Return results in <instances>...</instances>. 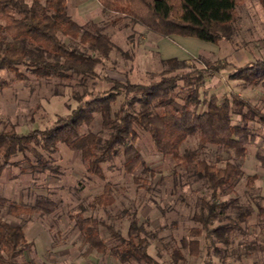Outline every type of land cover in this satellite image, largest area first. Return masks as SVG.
Wrapping results in <instances>:
<instances>
[{"label":"trees","instance_id":"obj_1","mask_svg":"<svg viewBox=\"0 0 264 264\" xmlns=\"http://www.w3.org/2000/svg\"><path fill=\"white\" fill-rule=\"evenodd\" d=\"M96 1L101 21L80 25L69 15L66 0H0V71L14 73L20 80L30 76L58 83L62 88L85 89L82 95L72 94L74 108L44 129L26 133L0 130V175L6 168L18 167L20 161L39 173H55L50 160L59 145L78 153L87 172L100 179H104L103 165L117 157H122L126 173L133 174L139 168L148 173L136 148L140 133H146L161 154L170 156L177 166L191 167L208 193L190 218L194 226L173 251L175 261L184 262L186 256L197 258L201 237L221 256L219 245H229L237 226V220L223 222L232 204L227 197L235 193L242 175L236 162L244 158L246 146L254 138L248 123L264 125V114L237 96L231 100L215 95L203 98L201 89L206 80L226 69L221 62L192 72L169 76L162 73L146 84L100 76L97 70L113 51H119L106 32L108 26L127 21L125 26H139L162 39L175 36L218 45L230 39L241 0ZM258 2L264 9V0ZM165 64L176 68L185 63L171 58ZM230 78L264 89V57L235 68ZM91 81L108 88L88 91ZM95 115L100 116L104 136L88 130ZM233 117H238L240 123H233ZM190 137L198 139L196 148L181 152ZM207 146L224 148L235 161L217 166L200 159L199 154ZM18 157L21 160L14 161ZM110 191V184H106L103 194L94 198V205L104 208L112 204ZM54 208L55 203L43 195L30 207L0 195V213L12 217L43 216ZM260 212L264 214V209ZM75 223L98 255H109L119 264H159L148 253L149 242L135 220L126 236L106 227L114 241L110 247L100 236L95 219L77 216ZM30 246L23 227L0 216V264H37L24 259ZM246 249L261 250L254 242Z\"/></svg>","mask_w":264,"mask_h":264},{"label":"rangeland","instance_id":"obj_2","mask_svg":"<svg viewBox=\"0 0 264 264\" xmlns=\"http://www.w3.org/2000/svg\"><path fill=\"white\" fill-rule=\"evenodd\" d=\"M69 9V13L76 14L71 5ZM75 14V22L80 25L93 22ZM126 23L106 29L119 51H113L98 68L100 76L146 84L157 80L162 73L169 76L192 72V69L221 62L226 69L206 80L201 89L203 98L215 95L231 100L237 96L264 114V89L230 78L235 68L264 57V9L258 0H241L228 41L218 45L198 41L182 45L169 38L166 48L170 55L166 56L157 47L159 36L139 26H125ZM171 58L185 64L172 68L165 64ZM92 88L105 90L108 86L91 81L87 90ZM84 90L77 86L62 88L58 83L30 76L20 80L14 73L0 71V130L26 133L44 129L57 116L66 115L67 109L74 108L72 94L82 95ZM60 94L62 97L56 96ZM232 121L240 123L238 117H233ZM100 122V116L95 115L88 130L104 136ZM248 126L254 138L246 146L244 158L236 162L242 175L235 193L227 197L232 204L223 220L224 223L229 219L237 220V226L229 245H219L221 256L207 247L211 244L201 237L197 258L186 256L184 262L175 261L173 251L194 226L190 218L208 193L191 167L177 166L170 156L161 154L143 132L136 148L148 173L142 168L133 174L126 173L122 157H117L103 165L104 179H100L88 173L80 155L64 145H59L51 155L55 173H39L33 169L35 167L20 161V157L15 158L14 161H20L19 166L6 168L0 175V195L26 207L43 195L55 203V208L43 216L21 214L12 217L3 213L0 216L23 227L25 238L31 243L24 259L37 264H119L109 255H98L88 246L76 228L77 216L98 222L99 234L107 247L114 245V241L106 227L111 226L126 236L131 221L135 220L141 227V235L149 242L148 253L159 264H264V214L259 213L264 209V125L250 122ZM197 144L198 139L190 137L182 145L181 152L185 148L195 149ZM199 158L217 166H223L228 160L235 161L230 152L217 146H207ZM106 184H110L113 201L103 208L94 205L93 200L103 194ZM252 242L261 250L248 252L246 245Z\"/></svg>","mask_w":264,"mask_h":264},{"label":"crops","instance_id":"obj_3","mask_svg":"<svg viewBox=\"0 0 264 264\" xmlns=\"http://www.w3.org/2000/svg\"><path fill=\"white\" fill-rule=\"evenodd\" d=\"M67 6H68V12H69V6L71 5L76 11L75 13H69V15L73 18L74 21H77L76 17L73 15H80L81 17H88L89 20L93 22H99L102 19V13L99 6V3L96 0H66ZM170 39L176 40L179 42V44H188L193 43V41H197L194 39H188V38H181V37H171ZM168 39H162L156 40L157 47L159 48V51L163 53L165 56L170 55L168 52L169 50L166 48V43L168 42ZM200 42V41H198ZM169 53V54H168Z\"/></svg>","mask_w":264,"mask_h":264}]
</instances>
